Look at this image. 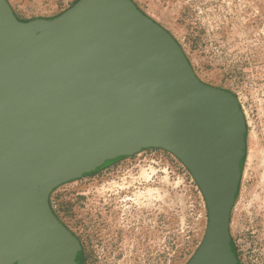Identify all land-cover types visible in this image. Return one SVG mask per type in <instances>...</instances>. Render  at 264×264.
<instances>
[{
    "label": "water",
    "instance_id": "water-1",
    "mask_svg": "<svg viewBox=\"0 0 264 264\" xmlns=\"http://www.w3.org/2000/svg\"><path fill=\"white\" fill-rule=\"evenodd\" d=\"M246 141L238 98L203 82L134 0L28 21L0 0V264H78L52 193L147 149L174 154L205 199L188 264H239L230 229Z\"/></svg>",
    "mask_w": 264,
    "mask_h": 264
},
{
    "label": "rangeland",
    "instance_id": "rangeland-1",
    "mask_svg": "<svg viewBox=\"0 0 264 264\" xmlns=\"http://www.w3.org/2000/svg\"><path fill=\"white\" fill-rule=\"evenodd\" d=\"M22 21L79 0H8ZM168 31L208 85L231 91L247 137L231 217L239 264H264V0H134ZM51 206L78 240L79 264H188L207 230L203 194L172 153L147 149L55 189Z\"/></svg>",
    "mask_w": 264,
    "mask_h": 264
},
{
    "label": "flooded vegetation",
    "instance_id": "flooded-vegetation-1",
    "mask_svg": "<svg viewBox=\"0 0 264 264\" xmlns=\"http://www.w3.org/2000/svg\"><path fill=\"white\" fill-rule=\"evenodd\" d=\"M108 163H110V162H108ZM108 163H106V164H108ZM105 164V165H106ZM95 173V172H94ZM81 257H82V255H81V253H78V258H77V262H78V264H79V260L81 259Z\"/></svg>",
    "mask_w": 264,
    "mask_h": 264
},
{
    "label": "trees",
    "instance_id": "trees-1",
    "mask_svg": "<svg viewBox=\"0 0 264 264\" xmlns=\"http://www.w3.org/2000/svg\"><path fill=\"white\" fill-rule=\"evenodd\" d=\"M234 251V250H233ZM79 253H80V251H79Z\"/></svg>",
    "mask_w": 264,
    "mask_h": 264
}]
</instances>
